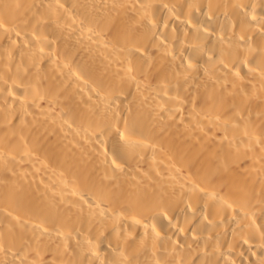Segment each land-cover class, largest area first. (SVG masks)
<instances>
[{
    "label": "bare ground",
    "instance_id": "obj_1",
    "mask_svg": "<svg viewBox=\"0 0 264 264\" xmlns=\"http://www.w3.org/2000/svg\"><path fill=\"white\" fill-rule=\"evenodd\" d=\"M0 264H264V0H0Z\"/></svg>",
    "mask_w": 264,
    "mask_h": 264
}]
</instances>
